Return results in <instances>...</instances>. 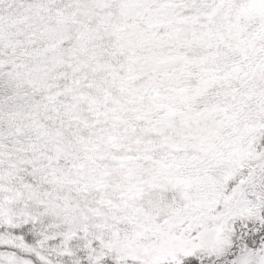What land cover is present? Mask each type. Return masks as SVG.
<instances>
[{
	"label": "snow or ice",
	"instance_id": "6c2138e0",
	"mask_svg": "<svg viewBox=\"0 0 264 264\" xmlns=\"http://www.w3.org/2000/svg\"><path fill=\"white\" fill-rule=\"evenodd\" d=\"M0 264H264V0H0Z\"/></svg>",
	"mask_w": 264,
	"mask_h": 264
}]
</instances>
